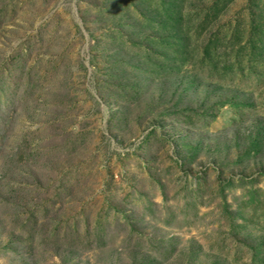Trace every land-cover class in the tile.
<instances>
[{"label": "rangeland", "instance_id": "1", "mask_svg": "<svg viewBox=\"0 0 264 264\" xmlns=\"http://www.w3.org/2000/svg\"><path fill=\"white\" fill-rule=\"evenodd\" d=\"M0 264H264V0H0Z\"/></svg>", "mask_w": 264, "mask_h": 264}, {"label": "trees", "instance_id": "2", "mask_svg": "<svg viewBox=\"0 0 264 264\" xmlns=\"http://www.w3.org/2000/svg\"><path fill=\"white\" fill-rule=\"evenodd\" d=\"M173 5V4H172ZM166 14H168V13H166ZM172 15V12H171V14H168V16H166V18H165V20L164 21H169L171 18H169L170 16ZM263 30V29H262ZM252 31V30H251ZM254 32V31H253ZM182 35V34H181ZM176 36V35H175ZM254 35L253 34H251V33H249V35H248V39L250 40V39H252V40H254L253 37ZM180 37V36H179ZM179 40H180V38H178ZM184 40L183 41H185L186 39H187V37L185 36L184 38H183ZM248 43H249V45L252 47V53L254 52V51H256V49H255V46L251 43V41H247ZM254 46V47H253ZM253 54H255V53H253Z\"/></svg>", "mask_w": 264, "mask_h": 264}]
</instances>
